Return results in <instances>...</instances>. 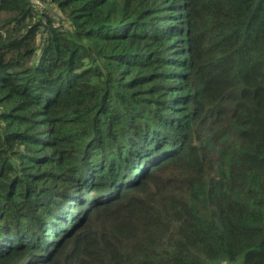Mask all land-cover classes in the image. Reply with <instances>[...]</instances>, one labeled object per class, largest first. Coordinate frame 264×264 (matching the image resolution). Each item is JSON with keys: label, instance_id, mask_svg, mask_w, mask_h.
Returning <instances> with one entry per match:
<instances>
[{"label": "trees", "instance_id": "1", "mask_svg": "<svg viewBox=\"0 0 264 264\" xmlns=\"http://www.w3.org/2000/svg\"><path fill=\"white\" fill-rule=\"evenodd\" d=\"M0 264H264V0H0Z\"/></svg>", "mask_w": 264, "mask_h": 264}, {"label": "rangeland", "instance_id": "2", "mask_svg": "<svg viewBox=\"0 0 264 264\" xmlns=\"http://www.w3.org/2000/svg\"><path fill=\"white\" fill-rule=\"evenodd\" d=\"M54 8H55V6H53V7H52L51 11H53V10H54Z\"/></svg>", "mask_w": 264, "mask_h": 264}]
</instances>
